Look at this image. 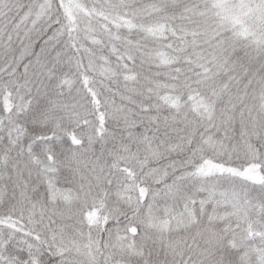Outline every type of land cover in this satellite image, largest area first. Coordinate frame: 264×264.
<instances>
[{
    "label": "snow or ice",
    "instance_id": "obj_1",
    "mask_svg": "<svg viewBox=\"0 0 264 264\" xmlns=\"http://www.w3.org/2000/svg\"><path fill=\"white\" fill-rule=\"evenodd\" d=\"M0 264H264V0H0Z\"/></svg>",
    "mask_w": 264,
    "mask_h": 264
}]
</instances>
